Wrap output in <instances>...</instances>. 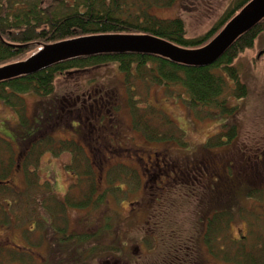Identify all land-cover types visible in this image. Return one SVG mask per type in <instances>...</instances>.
<instances>
[{"label":"trees","instance_id":"16d2710c","mask_svg":"<svg viewBox=\"0 0 264 264\" xmlns=\"http://www.w3.org/2000/svg\"><path fill=\"white\" fill-rule=\"evenodd\" d=\"M175 1L177 0H0V65L19 60L28 50L35 49L40 43L49 44L86 35L148 34L171 41L181 47L196 48L207 43L249 0H232L212 27L202 35L190 37H187L185 22L182 18L179 16L166 17L157 12L158 8L170 7ZM257 43H264V19L242 35L219 59L208 66H183L155 55L143 53H105L82 56L54 64L30 75L1 82L0 100L12 109L11 112L19 119L20 126L26 128L25 139L41 138L38 137L41 133H49L55 128L68 134V138L64 136V140H58L57 150H54L52 141L50 142L48 137L44 138L38 146L44 143L56 157L62 152L69 151L72 158L71 162L65 166L67 170L75 172L73 174L78 176L89 175L87 184H91L93 188L94 185L107 181L108 184H103V187H106L105 191L97 199L98 203H102V210L116 205H118L117 208H121L124 198L129 193L125 191L124 186L117 185L116 182L119 180L129 185L134 180H138L137 182L142 185L145 180L142 172L146 174L145 166L138 167L134 160L138 156L144 158L147 154L148 149L144 144L150 142L146 139L155 142H158L156 140L171 139L169 136L163 137L157 134L156 128L145 124L148 122L150 111H152L150 105H147V108H141L143 113L140 115L137 113L139 107L136 105L135 98L126 94L125 102H120L122 94L132 93L133 84L136 82H141L140 86L146 88L150 86L149 84H156L161 88L164 87L170 93H174L179 88L184 95L182 100L188 108L199 109V112L204 113L209 111L208 108L213 107V111L209 112L211 115L236 117L238 116V103L233 100L246 97L247 89L245 83L240 79L235 62L241 54L247 50H253ZM257 55L264 56V46L258 50ZM106 67L115 68L111 71V75H114L112 86L99 82L102 69ZM118 73L121 75L117 80ZM70 74H78L79 81L82 79L80 82L83 83L85 89L80 93L72 90L68 83L67 88L58 90L56 80ZM231 82L234 86L230 88L231 91L226 96L223 93L229 88L227 83ZM23 93H30L31 98L28 99V102L23 98ZM178 96L180 97V95ZM87 98L93 99L88 100ZM85 99H87L85 103H79ZM73 103H77L76 106L80 108L92 107V112L99 113L92 122L98 125L96 126L98 131L94 128L93 132H89V126H86L85 129L84 127L79 128L77 124H83L84 116L79 115L81 117L79 119L75 114L68 113L70 107H73ZM124 105L130 109L131 121L128 123L124 122L118 113L121 106ZM30 107L32 114H27ZM86 113H89V109ZM111 121L120 128L125 126V128L134 131L137 126L136 131L143 137L144 141L142 142L145 143L136 147L138 154L134 157H127L128 164H132L131 166L125 162L115 164L118 158L111 155L110 151L119 150V146L109 148L107 151L105 146L104 152L101 150V144L97 147L94 145L95 135L102 136L104 127L106 124H111ZM169 125L173 129V134H176L174 128L181 131L180 127ZM235 127V122L232 119H227L221 125V131L204 141L202 144L204 156L199 155L209 161L218 159L222 165L230 163L231 176L227 181L230 191H224V186L215 179L216 189L213 202L216 212L214 218L206 223L200 220L202 225L198 227L200 233L205 235L207 244L211 241L210 236H214L215 247L212 248L215 250L216 256L221 255L224 260L235 258L227 256L229 253L226 251L236 252L238 257L239 253L242 254L245 249L240 238L234 240L228 233L231 218L236 212L237 205L240 204V199L242 196L244 199L246 197L257 198L256 196L262 197L264 194V190L259 189L264 187V171L262 174L255 170L258 159L264 158V144L259 147L260 150L251 148L254 150V155L249 162L244 161L243 153L235 152L234 146L238 144L237 141L231 142V147H225L224 151L219 153L210 151L214 146L225 145L236 139L233 137ZM43 128L46 132L43 131ZM33 130L38 134L35 137L34 134L31 135ZM115 131H119V129H112L110 132ZM86 133H88L87 136ZM178 137L182 139L180 135H177ZM182 143L179 144L183 145ZM162 149L168 152L171 150L170 146L161 142L159 150ZM31 153L37 154V151H31ZM90 153L103 154L108 157V159L106 157L108 162L105 160L103 163L107 162L109 166H106L105 163L104 167L101 164L99 168L103 172V178L101 175L99 178L97 174L99 170L96 171L97 168L94 166L102 161L98 162L99 157L94 158L95 161H90L87 157ZM123 155L128 156L126 153ZM222 156L224 159L221 158ZM128 167L133 168L134 172H127L126 168ZM80 169L84 170L82 174ZM90 169L92 172L95 171L92 175ZM258 178L260 182L257 181ZM241 180L246 183L244 186L241 185ZM141 185L139 189H141ZM137 186L139 183H136ZM228 195L231 197L230 200L222 203V197ZM90 199L92 198L89 196L87 203L91 201ZM133 201L138 202V199ZM240 206L243 209L242 203ZM250 219L249 242L251 243L250 247L256 249V243L261 237L260 224L255 215L250 214ZM139 224L143 225L142 219H139L137 225ZM103 238L105 239L104 233ZM141 243L142 248L145 249V241ZM220 243L222 247L219 245ZM225 245L228 250H224L223 246ZM261 247V250L264 251V241ZM110 249L117 250L115 247H110ZM252 249L249 248V250Z\"/></svg>","mask_w":264,"mask_h":264},{"label":"flooded vegetation","instance_id":"af4514ba","mask_svg":"<svg viewBox=\"0 0 264 264\" xmlns=\"http://www.w3.org/2000/svg\"><path fill=\"white\" fill-rule=\"evenodd\" d=\"M87 99L79 103H85ZM76 105L73 103L68 113L75 114L79 119V115L84 116L83 124H77L79 128L89 126V132H93L94 128L98 131V125L92 122L99 113L92 112V107L80 108ZM14 119V125L13 122L9 126L6 121L0 123V264H264V251L260 245L249 250L251 219L248 215L242 218L241 228H237V238L231 236L234 240L240 238L245 247L242 254L239 253V258L231 250L226 251L229 253L227 256L234 259L224 260L221 255L216 256L212 248L215 247L214 236H210L211 241L207 244L205 235L200 233L198 227L201 223L212 220L216 212L213 202L216 178L208 174L209 160L192 155L180 158L171 150L148 149L144 158L138 156L134 162L138 167L145 166L146 174L142 172L145 183H150V190H154L158 196L157 201L144 202L139 207H135L139 202L130 201L126 209L122 205L117 208L116 205L102 210V203H98L97 199L106 187L99 183L94 188H85L87 176L84 174L72 177L68 174L75 172L66 169L71 180L63 188L51 185V180L46 177L43 185V181H37L45 172L36 169L40 162L39 155L31 151L36 152L44 138L25 139L23 127L16 115ZM33 134L34 137L38 135L34 130L31 132ZM100 140L101 136L96 134L93 140L96 147L101 144ZM102 155H87L90 161L98 157V162L102 161L94 165L96 171L99 170V178L103 173L99 169L101 164L103 167L105 163L109 166L108 157ZM71 158L70 154L67 164ZM200 159L205 164L203 174L208 175L204 183L199 177L195 179L194 168ZM105 160L107 162L103 163ZM83 171L80 169L81 174ZM186 177L195 179V183H202L207 189L203 197L198 194L195 208L197 216L195 222L190 224L189 232H184L182 217L175 229H170L168 208L163 203L166 200L163 198L164 190L168 188L169 194L174 193L180 188L177 184ZM260 189L264 190V187ZM224 191H230L228 184L224 186ZM89 196L92 199L87 203ZM21 202L23 208L14 211V205L19 209ZM243 209L264 219V207L261 208L259 204H252L249 208L244 205ZM63 211L66 213L64 222L59 219ZM69 219L70 228L67 227ZM139 219L143 220V225H137ZM140 227L144 232L137 234ZM262 239L263 235L260 237ZM143 241L145 249L142 248ZM40 242L45 244L44 248L38 245ZM110 247L117 250L113 251Z\"/></svg>","mask_w":264,"mask_h":264},{"label":"rangeland","instance_id":"374dc122","mask_svg":"<svg viewBox=\"0 0 264 264\" xmlns=\"http://www.w3.org/2000/svg\"><path fill=\"white\" fill-rule=\"evenodd\" d=\"M231 2L232 0H177L170 7L158 8L157 12L166 17L179 16L185 22L187 37L198 36L204 34L208 28L213 26V24L222 15L224 10L228 8ZM263 46L264 43H257L253 50H247L245 53L241 54L235 62V65L239 70L240 79L243 83H245L247 89L246 97L237 99L233 97V102L238 103V116L231 117L229 115H211L209 112L213 111V107L208 108V112H199V109H191L186 106V104L182 100V97H184L183 92L179 88H177L178 90H175L174 93H170V91H166L164 87L161 88L156 84H149L150 86L146 88L145 86H140L142 84L141 82H136L133 84L134 90L132 91V93H123L120 102H125V97L127 96L126 94H130L131 97L135 98L136 105L139 107L137 113L140 115L143 113L141 108H147L146 106L150 105L152 111H150L151 114L148 116V122H146L145 124H147L149 127L156 128L157 134L163 137L169 136L171 139L156 140L158 142L146 139V141L150 143L144 142V144L142 142L144 141L143 137L138 131H136L137 126L134 131L129 128H125V126L120 128L116 123L111 121V124H106V127H104L103 129L100 140L101 150L105 152V146L106 151L107 149L113 148L114 146H119V150L113 149L110 151L111 155H115V157L118 158L115 163L116 165L121 164L120 162H125L128 164L129 160L127 157L136 156L138 154V150L136 149V147H138L140 144H144L146 149L154 148L156 150H159V145H161L162 142L170 146L172 153L177 154L180 158L187 157L188 155H192V157L199 156L202 154V144L204 143V141L212 135L217 134L219 131H221V125L227 119H232L236 125L233 136L236 139L229 141L225 145L214 146L210 149V151H214L213 153H219L221 151H224L223 148H227L228 146L231 147V142L234 143L237 141L238 144L234 146L235 152L237 154L243 153L245 162L251 161L254 155L253 149L260 150L259 147L264 144V56H256L258 50ZM33 51L34 49L28 50L26 54L21 58L30 55ZM113 69L115 68L106 67L105 69H102L101 80L99 82L105 85L112 86L114 75H111V71ZM120 75V73L116 75L117 80L120 78ZM81 80L82 79H80V81ZM56 81L58 83L59 91L67 88V83L68 86L72 90L77 91V93H80L83 89H85V87H83V83L79 81L78 74H70L67 75V77L62 76ZM228 84L229 88H227L223 93L226 96H228V92L231 91L230 88L234 86L233 82L227 83V85ZM29 94L30 93L22 94L23 98L27 102L28 99L31 98V95ZM178 95H180V97ZM11 110L12 109L9 106L4 104L0 100V123L6 121V125L9 126L10 123L15 120V114L11 112ZM129 110L130 109L126 108V106L124 105L121 106V110H119L118 112L121 119H123L124 122L127 123L131 121ZM27 114H32L31 107ZM29 121L27 122V124L29 123ZM169 124L175 127H180L181 131L174 128L176 134H173V129H171ZM138 126L141 125L138 124ZM112 129H119V131L110 132ZM25 130L26 128L23 126V131ZM43 131L46 132L44 128ZM177 135H180L182 139L179 137L177 138ZM64 136L65 138H68V134H64L62 130H60L59 128H55L48 134L41 133L38 137H48L50 139V142L52 141V147L54 148V150H57L59 142L58 140H64ZM174 138L178 139L179 141L172 140ZM180 142H183V145H180ZM124 153H126L128 156L123 155ZM37 154L39 155L40 162L37 164L38 167L36 169L45 172L44 174L40 175L39 178H37V181H43V183H41L43 185L45 183L46 177L47 179L51 180L50 184L53 186L63 188V186L68 185L69 181L71 180L68 175L72 177H74L75 175H67V168L65 167L66 165H64L69 161L71 153L69 151H65L62 152L58 158H56L51 153V151L48 150V146L43 143L42 145L38 146ZM121 154L123 157L121 156ZM221 158L224 159V156H222ZM128 165L131 166L132 164ZM209 167L210 168L208 174H210L213 178H216L219 184L226 186L227 181L231 176L230 163H223L222 165L218 161V159H210ZM204 168L205 164L204 160L202 159L199 160L197 166L194 168V170L196 171L195 179L199 177L200 180L203 181V183L205 181V176L203 175ZM126 170L127 172H134V169L131 167L126 168ZM198 170L199 172H197ZM255 170L263 174L264 158L260 157L258 159V161L256 162ZM205 173L207 174V172ZM90 174L92 175L93 172L91 171ZM89 178L90 176L88 175L87 182L89 181ZM195 179L193 180L192 178L188 177L183 178V180L179 184H177V186H180V188L177 189L174 193L169 194L168 188H166V190H164L163 192V198L166 199L163 200V203L167 205L168 208V226L171 230L175 229L176 223L179 220H182V217V226H184V232H189L188 229L190 224L195 222L196 220V199L198 197V194L203 197L207 189L204 187V185H202V183H195ZM54 180H56V182H54ZM82 180L86 182L85 178H83ZM137 181L134 180L129 185H126V182H122L119 180L116 182L117 185L124 186V188H126L125 191L129 193L124 198V201L122 203L124 209L127 208L126 204L128 202L135 199H138L139 202L137 206H135L134 204L135 207H139L144 202L155 203L157 201L158 196H156L154 190H150V183L146 184L144 180L141 185V183ZM257 181L260 182V179L258 178ZM136 183H139V186L136 187ZM240 183L242 186L246 184L244 180H241ZM103 184L108 183L107 181H104L101 185ZM140 185L141 189H139ZM84 186L85 188L89 189L91 187V184L86 183ZM127 186L130 187L128 188ZM256 197L257 198L246 197L244 199V196H242L243 200L242 198L240 199V204L237 205L236 212L231 218V226L228 228V233L231 236L237 238V228L241 227L242 218L246 217V215L250 217V214L255 215L253 213H250L249 210L246 211L245 209H242L240 206L241 203L245 205L246 208H249L252 204H259L261 208L264 207V194L262 197ZM230 198L231 197L229 195L223 196V200L221 202L225 203L226 201L230 200ZM170 202L172 203L171 205ZM22 208L23 202L19 204V209L14 205L13 210L18 211ZM65 214L66 213L63 211L59 216V219L63 222ZM73 215H76V213H73ZM255 216L256 219H258L259 224L262 226L261 230L259 231L262 236V234L264 235V222L261 221L263 220V216L262 219H259L258 215ZM67 227H71L70 219L67 223ZM140 228L141 229L137 230V234H141L144 232V229H142V227ZM263 241L257 242L256 246L258 247L260 245L259 247H261ZM38 245L43 248L45 247V244H42L41 242ZM219 245L221 246L222 244L220 243ZM225 246H223L224 250H228L227 246ZM249 248L252 249L251 247ZM216 264L221 263L217 262Z\"/></svg>","mask_w":264,"mask_h":264},{"label":"water","instance_id":"95a60500","mask_svg":"<svg viewBox=\"0 0 264 264\" xmlns=\"http://www.w3.org/2000/svg\"><path fill=\"white\" fill-rule=\"evenodd\" d=\"M263 19L264 0H249L207 43L196 48L181 47L148 34L86 35L43 43L25 58L0 65V83L33 74L65 60L105 53L151 54L183 66H208Z\"/></svg>","mask_w":264,"mask_h":264}]
</instances>
